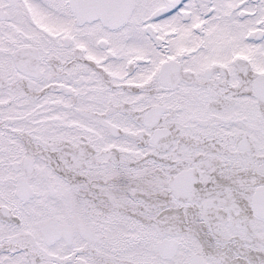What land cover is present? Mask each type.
Segmentation results:
<instances>
[{"label": "snow or ice", "instance_id": "1", "mask_svg": "<svg viewBox=\"0 0 264 264\" xmlns=\"http://www.w3.org/2000/svg\"><path fill=\"white\" fill-rule=\"evenodd\" d=\"M0 264H264V0H0Z\"/></svg>", "mask_w": 264, "mask_h": 264}]
</instances>
